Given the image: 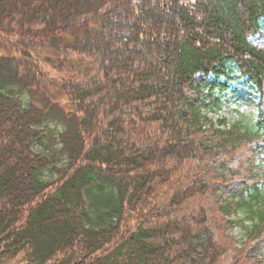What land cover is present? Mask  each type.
Here are the masks:
<instances>
[{"label":"trees","instance_id":"obj_1","mask_svg":"<svg viewBox=\"0 0 264 264\" xmlns=\"http://www.w3.org/2000/svg\"><path fill=\"white\" fill-rule=\"evenodd\" d=\"M263 29L264 0H0V264H257ZM211 76L251 122L205 116Z\"/></svg>","mask_w":264,"mask_h":264},{"label":"rangeland","instance_id":"obj_2","mask_svg":"<svg viewBox=\"0 0 264 264\" xmlns=\"http://www.w3.org/2000/svg\"><path fill=\"white\" fill-rule=\"evenodd\" d=\"M262 32V35L251 38V41L258 46H264V29ZM242 81L243 79H234L229 81L226 88H224L221 83L218 84V79L213 76L210 77L209 82L214 88V97L219 98V100L217 102L218 105H211L203 112L215 125L222 128L223 126L228 127L236 122H251L252 117L256 114L257 95L253 92L250 85H244ZM220 120H225V123L220 124ZM51 126L54 130L59 129V126L53 124H51ZM36 147L38 148L39 145H36ZM257 159L258 162L264 165V152L259 154ZM231 218L236 219L237 222L232 225L225 234L235 241V246L241 247L246 241L245 235L246 230L251 225L250 220L246 218L243 211L233 213ZM252 244L253 242H249V245ZM257 259V264H264V249L260 250Z\"/></svg>","mask_w":264,"mask_h":264}]
</instances>
